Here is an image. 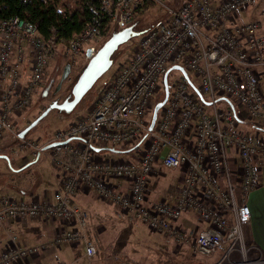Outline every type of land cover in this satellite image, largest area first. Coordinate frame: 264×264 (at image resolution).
I'll return each mask as SVG.
<instances>
[{
	"label": "built area",
	"instance_id": "obj_1",
	"mask_svg": "<svg viewBox=\"0 0 264 264\" xmlns=\"http://www.w3.org/2000/svg\"><path fill=\"white\" fill-rule=\"evenodd\" d=\"M262 1L183 0L177 10L167 8L171 18L134 41L131 59L116 70L91 108L45 145L21 139L16 120L33 104L60 46L44 39L37 23L0 18V141L8 136L32 156L46 155L60 173L59 188L49 199L27 202L0 194V229L13 243L0 254V264L25 262L50 247L79 244L92 262L98 250L89 235V214L75 201L81 191L177 245L191 244L179 222L193 213L207 226L192 240L193 249L202 257L216 258L208 264H264L262 248L245 236L252 220L247 198L260 185L264 138L240 127L239 114L241 109L249 124L264 125L259 73L264 67V35L253 18ZM31 2L23 0L25 7ZM149 2L166 6L164 0H99L91 21L65 45L63 57L70 62L89 59L88 50L96 54L108 25L111 30L131 25ZM250 13L251 18L241 19ZM175 66L188 77L172 70ZM169 71L168 101L150 132V113L156 98L165 94ZM191 84L210 105L202 103ZM221 98L231 100L236 110L218 102ZM60 116L66 121L67 116ZM52 143L59 145L44 151ZM131 145H138L133 161L106 159L91 149ZM158 164L182 170L173 201L149 199L151 181L160 174ZM234 164L240 170L239 185ZM37 218L61 220L70 229L31 247L20 245L5 229L9 221Z\"/></svg>",
	"mask_w": 264,
	"mask_h": 264
},
{
	"label": "rangeland",
	"instance_id": "obj_2",
	"mask_svg": "<svg viewBox=\"0 0 264 264\" xmlns=\"http://www.w3.org/2000/svg\"><path fill=\"white\" fill-rule=\"evenodd\" d=\"M165 5L148 4L144 7L135 20L131 24H136L138 31H148L149 29L164 23L171 18L170 12L167 8L174 7L177 10L183 0H164ZM251 12V11H250ZM252 13L242 16V20H248ZM115 29L111 30V34L105 36L100 42V47L108 40L113 34ZM135 41V40H134ZM134 42L124 45L114 57V64L112 68L105 74V76L98 81L94 88L86 95L82 102L78 105L75 111L66 117V121L59 117L57 111H52L44 120H42L30 133L28 134V140L38 141L41 145L48 143L54 136V134L67 127V125L75 120V116L85 113L94 104L97 94L107 86L112 80L113 74L117 69L125 65L132 57V46ZM65 45H61L58 48V54L50 63L47 74L44 78L42 86L34 97L33 104L30 109L19 115L16 120L17 129L19 132L24 130L33 123L51 104V95L57 88L58 84L62 80L63 70L67 65L71 66L67 79L62 84L58 96L61 100H64L71 94L72 88L77 81L78 76L82 69L87 65L89 59L80 57L75 62L67 61L63 57ZM175 75V74H174ZM49 90V99L44 95L45 90ZM165 94L162 92L155 100V106L157 103L164 100ZM219 107H225L224 103H219ZM155 108V107H154ZM153 111L150 113V121L152 122ZM74 118V119H73ZM249 124V123H248ZM242 125L240 124V127ZM244 126H242L243 128ZM248 127V126H247ZM7 136V135H6ZM78 141H73L77 143ZM19 141L11 140L8 136L0 141V155L7 156L9 161L0 158V174L11 175L8 178L9 182L12 180L20 181L25 185L29 183L36 184L38 187L43 183V178H47L51 174L52 165L49 158L46 155H41L37 160L32 156L30 150H21ZM138 145H131L116 149L120 153H113L110 151L101 152L100 156L106 159H127L133 161L136 159V150ZM37 160V161H36ZM30 166L29 170L25 173H17L19 170ZM157 169L160 171L159 176H155L151 181V188L153 193V199H169L171 193L175 192L179 187V176L182 173L180 169H166L162 168L161 164H158ZM50 183L42 184L44 188H49ZM49 193L53 191L54 187L49 188ZM54 192V191H53ZM5 193V191L3 192ZM83 198L88 201L89 204L96 203L91 207V212L87 209H83L88 212L89 220V235L91 239L96 242L104 241L107 244L112 245V248L108 251V256L113 258L110 261L112 264H208L216 260L215 257L205 258L195 254L192 239L199 234L202 229H206V225L201 223L193 213H188L184 216L186 221H189L192 225L179 223L181 228L185 230L190 236L191 244L177 245L174 242H168L162 235L157 233H151V231L139 221L131 222L120 221L115 219V224H112L111 220L105 218L100 219L102 212H114L113 206L109 208L106 205H102L103 202H96L93 194H82ZM95 201V202H94ZM78 205V204H77ZM82 206V205H81ZM78 207H80L78 205ZM113 207V208H112ZM81 208V207H80ZM115 209V208H114ZM105 216V215H103ZM115 218V217H114ZM129 225H128V224ZM114 226V227H113ZM116 227L115 235L112 237V230ZM188 228V229H187ZM101 233V234H99ZM192 237V238H191ZM97 239V241H96ZM116 242V245L113 244ZM99 257V256H98ZM97 257V258H98ZM96 258V259H97ZM95 259V260H96ZM87 261V260H86ZM88 262V261H87ZM86 264V262H83Z\"/></svg>",
	"mask_w": 264,
	"mask_h": 264
},
{
	"label": "crops",
	"instance_id": "obj_3",
	"mask_svg": "<svg viewBox=\"0 0 264 264\" xmlns=\"http://www.w3.org/2000/svg\"><path fill=\"white\" fill-rule=\"evenodd\" d=\"M253 18L259 21L261 25L260 33L261 35H264V0L260 2L257 5V7L254 9ZM259 73L261 75L262 91L264 93V67L259 69ZM239 114L241 115V119H242L241 125L244 126L243 128L250 129L251 131H254L258 136L264 138V125L260 123L248 124V122L246 121V117L241 109L239 110ZM231 154H232L231 156L233 155L235 156L233 152ZM258 165L261 169V173H260L261 180L259 187L255 189L247 198V203L252 211V220L245 227V236L249 242L257 244L264 251V159L263 158L258 160ZM235 166L236 167L233 168L237 177L236 179L237 184L239 185L240 170L238 165ZM52 169L53 170L51 171V174L48 175L47 178H43L42 184L50 183L49 188H52L53 186L54 187L53 191L55 192L59 188L60 173L57 172L53 167ZM12 173L13 174L17 173L18 176L22 175V174L19 175L18 173L20 172H16V171ZM9 175L11 174L9 173ZM9 175L7 176V174H3V173L0 174V194L16 196L25 199L27 202H30L35 200L49 199L52 197L54 193L53 191L49 193L50 189L44 188V185L42 184H40L38 187L36 184L29 183V185H25L23 183H20V181L12 180V179L11 182H9L8 180V178H10ZM181 175L182 173H180L179 180L181 179ZM4 191L5 193H3ZM82 194H89V192L81 191L78 194L75 201L81 208L83 209L85 208L89 212H91L90 210L91 207L96 203H93L92 205L89 204L88 201L85 200V198H83ZM153 195H156V192L153 193V190L151 188L149 199L157 200V199H153ZM169 200L170 201L174 200V192L171 193ZM96 202H102V201L96 199ZM101 204L106 205L107 208L113 206L105 202ZM114 208H113L114 212H110V211L107 213L102 212V214H100V219L105 218L106 220H111L112 224L116 223L115 219H118L119 222L128 221L126 220L129 219L128 217L121 216L116 210V208L115 209ZM131 222H135V221L129 219V223ZM182 222L187 224V226L192 225L189 221H186L184 217L179 223ZM5 229L11 231L13 234L17 236L18 243L20 245L24 247H31L52 240L62 231L70 229V225L65 223L64 221L57 219L37 218L25 222L9 221L6 223ZM115 230L116 227L112 230V235H113L112 237L116 236ZM12 244L13 243L8 238L6 230L0 229V254L3 252L4 249H6L9 245ZM113 244L116 245V242H113ZM96 247L98 250L99 257L97 256L98 258L96 257L97 259L95 258L96 260L94 259L92 262H89L88 259L85 257L83 244H79L76 246L61 245L58 247H50L40 252L37 255H32L28 257L25 260V262H17L14 264H84L83 263L84 261L86 262V264H112L110 261H112L113 258L111 256H108V251L110 248H112V245L107 244L102 240L101 241L98 240L96 242Z\"/></svg>",
	"mask_w": 264,
	"mask_h": 264
},
{
	"label": "water",
	"instance_id": "obj_4",
	"mask_svg": "<svg viewBox=\"0 0 264 264\" xmlns=\"http://www.w3.org/2000/svg\"><path fill=\"white\" fill-rule=\"evenodd\" d=\"M136 28H137L136 24H131L121 30L116 29L113 32V34L108 38V40L97 50L95 55H92L91 51L88 50L87 56L89 58V61L87 65L80 72V75L78 76L77 81L72 88L71 94L60 103L57 101L51 103L33 123L29 124L27 128H25L19 133V137L21 139H26L30 131H32L52 111H57L59 114H63L65 116L71 115L75 111V109L78 107V105L82 102V100L86 97V95L98 83V81L102 79L105 76V74L112 68L114 64V57L117 55L118 51L124 45H126L127 43H129L130 41L134 39L141 37L146 32V31H138ZM70 69H71L70 65H67L65 67L63 76H62V82L67 79ZM172 70H180L184 74V76L188 77V74L185 72V70H183V68L179 66L173 67ZM170 71L164 77L165 97H164V100L162 102L157 103L154 108L152 122L149 127L150 132L154 129V125L156 123L159 110L163 108L168 101V97H169L168 75ZM191 85H192L193 90H195L196 93L198 94L202 103L206 105H210V103H208L205 100L203 95L199 93L197 88L193 84ZM218 102H225L230 106V108L233 111L236 110L233 102L227 98H221L218 100ZM70 141L72 140H68L65 143H69ZM58 145L59 143L49 144L44 147V151H48ZM91 149L96 153H100L103 151L120 153L114 148H98L95 146H91ZM0 158L6 159L9 161L7 156L0 155ZM38 159L39 157H37V160Z\"/></svg>",
	"mask_w": 264,
	"mask_h": 264
},
{
	"label": "trees",
	"instance_id": "obj_5",
	"mask_svg": "<svg viewBox=\"0 0 264 264\" xmlns=\"http://www.w3.org/2000/svg\"><path fill=\"white\" fill-rule=\"evenodd\" d=\"M148 4L152 5L149 2L144 7ZM98 6L99 0H32L27 7L23 0H0V18L21 17L37 23L44 39L61 46L82 31L91 21L92 8ZM104 34H111L109 25L104 29ZM29 168L18 172L25 173Z\"/></svg>",
	"mask_w": 264,
	"mask_h": 264
},
{
	"label": "flooded vegetation",
	"instance_id": "obj_6",
	"mask_svg": "<svg viewBox=\"0 0 264 264\" xmlns=\"http://www.w3.org/2000/svg\"><path fill=\"white\" fill-rule=\"evenodd\" d=\"M64 69H65V68H64ZM63 72H64V70H63ZM62 76H63V75H62ZM64 82H65V81L62 82V80H61V82L58 84L57 88H56V89L54 90V92L52 93V95H51V99H50V100H51V103H53V102H55V101H57V102L60 103V102L63 101V100H61V98L58 96V94H59L58 92H59V90H60V88H61V86H62V84H63ZM60 85H61V86H60ZM59 86H60V87H59ZM58 88H59V89H58ZM57 90H58V91H57ZM44 95L46 96L47 99L50 98V97H49V90H48V89L45 90ZM68 96H69V95H68ZM68 96H67V97H68ZM67 97H66V98H67ZM66 98H65V99H66ZM65 99H64V100H65Z\"/></svg>",
	"mask_w": 264,
	"mask_h": 264
}]
</instances>
